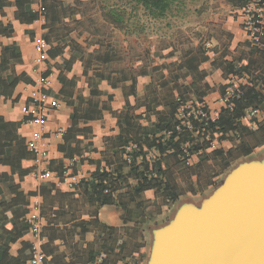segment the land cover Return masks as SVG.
I'll return each instance as SVG.
<instances>
[{"label": "trees", "instance_id": "1", "mask_svg": "<svg viewBox=\"0 0 264 264\" xmlns=\"http://www.w3.org/2000/svg\"><path fill=\"white\" fill-rule=\"evenodd\" d=\"M248 1L228 0L237 8ZM81 4L74 3L72 11H77L76 5ZM183 4L184 0H94L91 6L82 4L84 18L75 20V23L85 30L87 43L95 37L94 43L99 45L98 52L87 59V64L90 65L89 62L93 60L101 63L102 68H98L100 71L96 75L110 81L107 65L114 61L120 64L124 60L113 40V31L125 36H146L149 32L158 34L162 29L160 23L165 21L164 26H167V19L174 15V9H181ZM16 5L22 7L21 14L16 12L18 21L31 23L36 19L28 0L21 4L16 0ZM42 7V28L47 29L51 37H57L58 32L67 26L56 10L57 7L62 9L64 3L43 0ZM90 8H97L100 18L88 16L86 13ZM12 32L10 24L0 25V34L9 36ZM42 37L48 42L46 33ZM244 47L247 54L226 61L222 69L226 76H247L248 81L239 84L241 93L232 98V107H222L214 121L209 120L206 125L193 121L192 129H188L184 125V118L179 116L180 108L187 102L202 105L208 111L203 97L210 87L203 83L205 74L198 69V65L208 59L206 52L212 48L203 43L195 51L187 50L185 60L178 65V68L185 67L195 74L191 84L181 85L174 80L171 84L167 79L150 83L144 87L143 100L135 99L133 105L126 101L122 109L112 112L119 133L105 140L108 168H97L90 178L81 179L73 192L56 191L51 194L54 186L40 183L38 193L43 197L40 216L47 220V226L41 227V239L51 231L49 241L41 244L46 256L58 251L57 247L50 245V241L61 237L65 240L63 245H66V240L73 241L75 246L79 241L86 242L79 256L63 264H89L95 261L99 264H141L145 257V223L153 221L185 193L194 194L206 186L216 185L220 175L234 161L250 155L256 147L264 144V116L257 120L255 128H250L245 119L248 108H257L264 115V39H248ZM20 57L16 44L2 47L0 95H11L21 79L13 68L7 72L14 63L21 61ZM113 69L119 75L118 82L132 75L129 94L136 98L137 76H145V64L134 68L131 74L129 70L126 74L124 66ZM3 72H7L4 78ZM111 85L115 84L111 82ZM139 109L142 111L137 112ZM97 113L95 108L89 106L83 116L92 119L98 116ZM75 118L76 111L71 116L73 124ZM17 125L16 122L4 121L0 116V164L8 165L13 170L19 169L24 176L33 170V157L24 141L18 138ZM177 125H180L179 130H176ZM224 141L233 143V146L224 150ZM188 158L194 159L191 164L186 163ZM63 172H58L59 178H62ZM194 185H197V189ZM146 190L153 191V199L143 198ZM76 191L81 194L82 200L74 198ZM11 193L13 197L9 201H0V264H27L31 253L27 243H22L17 256L9 254L10 244L21 238L30 227L25 219V195L16 187H11ZM54 203L63 209L62 213L52 210ZM83 204L87 206L84 212L88 219L81 218ZM106 205L119 210L123 226H108L99 221L98 211ZM51 213L55 214L57 221L70 222V225L57 232L50 225L54 222ZM91 233L93 240L86 238ZM62 255L64 253L61 252L57 257L53 256L52 261L62 264L58 257Z\"/></svg>", "mask_w": 264, "mask_h": 264}, {"label": "crops", "instance_id": "2", "mask_svg": "<svg viewBox=\"0 0 264 264\" xmlns=\"http://www.w3.org/2000/svg\"><path fill=\"white\" fill-rule=\"evenodd\" d=\"M18 1L21 4L26 0ZM47 1L48 3L53 2V0ZM55 1L64 3L62 9L57 7L56 10L58 11V17L67 26L58 32L57 37L53 38L47 32V29L42 28L44 24L41 15L44 10L42 7L43 0H28L30 10L35 12L37 16L31 23H21L16 19V12L18 14L22 12V7H17L16 0H0V25L10 24L13 29L9 36L0 34V61L4 45L16 44L21 55V61L14 63L7 71L10 72L13 68L15 74L20 75L21 79L14 87L11 95H0V116L4 121L18 123L16 134L19 139L24 141L26 146V141L35 127L24 123L25 111L31 108L29 95L41 76L48 81L44 91L51 99H55L60 103V107L57 110L48 112L46 117L45 144L47 158L45 165L50 172L47 178L39 181L32 172L22 176L19 169L13 170L8 165L0 164V201H9L13 197L11 187H16L18 191L25 195L27 202L25 219L29 221L31 218L36 217L41 227L47 226V220L40 216L43 197L39 195L38 189L41 182L54 186L55 189L51 190V194H55L56 191L73 192L76 184L81 179L90 178L92 172L97 168H108L107 160L109 156L106 155L107 145L105 140L119 133L117 120L112 114L113 111L122 109L126 101L133 105L135 99L143 100L144 87L150 83H158L167 79L171 84L174 81L181 85L191 84L195 74L185 67L178 68V65L185 60L184 55L187 50L195 51L197 46L205 43L207 47L212 49L206 52L208 59L198 65V69L205 74L203 83H207L210 87L203 99L209 112H219L222 108L219 98L231 77L224 74L222 67L226 61H232L236 56L247 54L244 43L248 40L242 25V7H235L228 0H193L195 6L192 12V20L184 19L186 18L185 15L177 14V11H174V15L171 17L178 18L181 25L171 31L161 29L155 35V44L147 46L145 50L146 73L145 76H137L135 98L132 94H129L132 75L131 78L118 82L119 75L116 69H113L124 66L126 74L128 70L131 74L134 68H140L144 65L141 64L136 67L133 65L131 59L132 46H129L128 49L127 44L128 36L116 30L113 31V40L116 44L117 33L125 38V46L122 49L119 48L124 60L120 64L117 61L109 63L107 66L109 67L110 81L102 79L100 75H96V72L100 71L98 68H102V64L96 60L89 62L90 65L87 64V59H91L99 50V45L94 43L96 38H90L93 43H89L90 40L87 43L85 30L75 23V20L84 18L82 7L86 4L91 6L94 0ZM80 2L84 5H76L77 11L73 12L74 3L78 4ZM86 14L94 18H100V11L97 8H90ZM43 33H46L48 42L43 39ZM129 37L133 39V36ZM41 40L45 43V48L42 51L36 49V45ZM165 66L168 68L163 69ZM7 72L2 73V78L5 77ZM256 74L260 75V72L256 71ZM111 82L115 85H111ZM239 83L245 84L246 82L239 81ZM89 106L96 109L98 112L97 117L92 119L84 117ZM75 111L76 118L73 124L71 116ZM141 111L142 109H139L137 112ZM263 116L261 114L260 119ZM59 126L65 127L66 131L62 137L54 138L52 133ZM232 146L233 143L229 141L222 142L224 150ZM261 153L264 154V144L256 147L250 155L240 157L234 161L220 175L216 185L206 186L194 194L185 193L168 209L163 210L153 221L145 223L143 233L145 257L141 264H146L150 255L153 228L167 224L176 209L183 203L198 205L221 183L224 175L236 162L243 158L257 157ZM60 170H64L63 180L76 183L73 187L69 188L63 184L56 185L60 179L58 176ZM194 188L197 189V185H194ZM153 197V191L146 190L143 192L145 200H151ZM74 198L82 200L81 194L77 191L74 193ZM52 210L63 212V209H59L57 203L53 204ZM81 210V218L88 219L84 212L87 210L86 204H83ZM51 217L54 222L50 225L54 226L57 232L70 225V222L57 221L54 213H51ZM98 219L108 226H123L119 210L111 205L99 209ZM50 235L51 231L46 232L42 243L48 242ZM86 238L93 240V233ZM32 241L33 238L28 229L21 238L10 244L9 254L17 256L22 243H27L30 246ZM64 241L61 237L50 241V245L57 247L58 251H55L54 255L48 256L44 253L45 264H55L52 261L53 256L55 257L61 252L64 255L58 257L61 258L62 264L64 262L68 263L70 260L73 261L76 256L81 254L79 251L86 247L84 240L79 241L77 246L74 245L73 241L67 240L66 245H63ZM89 264H99V262L95 261Z\"/></svg>", "mask_w": 264, "mask_h": 264}, {"label": "water", "instance_id": "3", "mask_svg": "<svg viewBox=\"0 0 264 264\" xmlns=\"http://www.w3.org/2000/svg\"><path fill=\"white\" fill-rule=\"evenodd\" d=\"M146 264H264V154L239 160L198 205L153 228Z\"/></svg>", "mask_w": 264, "mask_h": 264}, {"label": "built area", "instance_id": "4", "mask_svg": "<svg viewBox=\"0 0 264 264\" xmlns=\"http://www.w3.org/2000/svg\"><path fill=\"white\" fill-rule=\"evenodd\" d=\"M241 14L243 29L248 39L254 41L264 39V0H249L242 7ZM44 48L45 43L41 40L36 45V49L42 51ZM239 81L247 82L248 77H230L228 84L219 98V103L223 108H231L232 98L239 96L241 93L239 89ZM47 85L48 81L43 76H41L36 82L35 87L31 90L29 95L31 108L25 111L24 120V123L35 127L31 136L26 141V149L32 154V173L39 181L45 180L50 173L45 165L47 158L45 144L46 117L48 112L57 110L60 107V103L55 99H51L44 91ZM261 114L262 113L257 108H248L245 111V119L249 122L248 125L250 128L256 127L257 120L260 118ZM179 116L184 118V125L188 129H192L193 121L206 125L207 121H214L217 118L218 112L211 113L202 105H194L187 102L180 108ZM179 129L180 125H177L176 130ZM65 131V127L59 126L53 131L52 135L54 138H60L63 136ZM193 160V158H188L186 163L191 164ZM63 178L64 174L56 185L63 184L71 188L76 184L73 181L63 180ZM28 223L30 224L29 231L33 238V241L30 244L31 253L28 259V264H45V255L41 249V226L39 225L36 217L31 218Z\"/></svg>", "mask_w": 264, "mask_h": 264}, {"label": "rangeland", "instance_id": "5", "mask_svg": "<svg viewBox=\"0 0 264 264\" xmlns=\"http://www.w3.org/2000/svg\"><path fill=\"white\" fill-rule=\"evenodd\" d=\"M194 6H195V2H193V0H184V4L182 8L178 9L176 13L185 15L186 18L184 19L192 20L191 18H193L192 12H193ZM167 21L169 22L167 26H164L165 21L160 23L161 25L160 28H162V30L171 31L181 25L180 20L178 18L171 17V18H168ZM155 35H157V33L149 32L146 36L145 35L133 36V39H130V37L128 36V39H127L128 49H129V46H132L131 59L135 67L141 64H145V50L147 46L149 47L155 44V41H156ZM116 41L120 49H122L125 46V38L121 34L117 33ZM225 144L227 145V143Z\"/></svg>", "mask_w": 264, "mask_h": 264}]
</instances>
